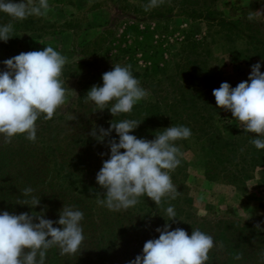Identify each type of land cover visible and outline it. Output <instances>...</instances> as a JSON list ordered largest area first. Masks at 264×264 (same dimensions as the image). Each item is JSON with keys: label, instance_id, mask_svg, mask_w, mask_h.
<instances>
[{"label": "trees", "instance_id": "1", "mask_svg": "<svg viewBox=\"0 0 264 264\" xmlns=\"http://www.w3.org/2000/svg\"><path fill=\"white\" fill-rule=\"evenodd\" d=\"M148 2L92 0L90 9L112 4L121 15L136 22H167L176 16L205 21L210 29H218L229 40L235 41L237 37L245 40L264 58L262 30L242 19L229 18L216 6L217 0H171L145 12L144 5ZM119 22L118 19L97 40L74 48L82 58L67 62L63 77L76 78L79 93L68 112L60 108L51 120H44L41 116L36 122L35 142L18 135L11 143L5 144L0 137V213L31 214L43 209L44 218L53 221L59 219L64 205L84 213L81 225L85 241L80 251L71 256L61 255L54 247L48 250L45 264H128L142 254L147 240L159 237L155 229L165 225L169 206L174 208L178 220L176 223L168 221L170 230L179 227L191 235L193 229H199L214 238L216 247L210 251L206 264H264L262 228L226 220L203 219L183 201L186 185L181 175L188 165L183 155L180 157L181 164L171 173L179 191L175 199L165 197L157 206L150 198L142 196L134 207L118 212L97 203L98 199L104 198V194L96 182V174L103 161L110 157L108 140L118 141L119 137L113 130L101 143L89 133L94 126L108 129L111 122L125 119L141 122L131 134L147 140L155 139L156 133L170 126L190 128L191 137L178 140L175 144L182 153L191 140L200 144L201 161L209 180L224 178L239 186L250 179L257 168L264 167V149H257L250 143L256 138L255 134L246 133V136L236 140L226 137L216 125V118L222 110L217 108L212 94V76L199 59H192L191 68L182 66L178 73L154 82L149 81L150 75L135 71L134 77L147 82L146 87L153 97L138 102L130 113L113 117L108 109L99 111L93 102L86 101L90 88L103 84L102 74L105 71L99 59L103 58L104 46L110 38L121 35ZM8 23L13 24V32L6 43L0 41V71L5 68L4 60L21 52L35 51L33 40L78 27L72 22L59 26L43 16H29L19 21L0 12V25ZM193 44L195 53H199L202 42ZM186 64L190 65V62ZM26 187H31L33 194L40 197V204L34 209L17 204L19 199L24 198L22 190ZM53 226L59 227L56 224ZM237 256L240 259H236Z\"/></svg>", "mask_w": 264, "mask_h": 264}, {"label": "clouds", "instance_id": "2", "mask_svg": "<svg viewBox=\"0 0 264 264\" xmlns=\"http://www.w3.org/2000/svg\"><path fill=\"white\" fill-rule=\"evenodd\" d=\"M166 2L171 0H149L144 11ZM49 10L48 0H0V12L14 20L45 16ZM248 19L253 16L250 14ZM12 32V23L0 25V41L6 43L12 38ZM2 63L5 68L0 71V137L5 144L18 135L35 142L37 120L41 116L51 120L67 102V89L61 79L67 57L46 46L39 51L21 52ZM260 69L261 63L252 65L247 80L236 87L222 82L212 94L217 108L230 112L244 132L255 134L250 143L264 149V73ZM102 81V86L90 88L86 101L93 102L99 111L108 109L113 117L130 113L148 96L134 77L131 65H113L111 71L102 74ZM140 123L125 119L111 122L108 129L94 126L89 133L101 143L113 130L119 137L118 141L108 140L110 157L103 161L96 174V182L104 194L97 203L110 211L134 207L142 196L160 206L165 197L175 199L179 195L171 173L181 164L183 153L175 142L190 138L191 129L170 126L156 133L155 139L147 140L131 134ZM33 192L31 187L24 188V198L17 204L36 208L40 197ZM166 213L165 225L155 229L159 237L147 240L142 254L128 264H206L210 251L216 247L214 238L199 229H193L191 235L179 227L170 230L168 221L178 220L172 206L167 207ZM83 219L81 210L66 205L56 221L44 218L43 209L31 214L3 211L0 213V264H45L48 250L54 247L61 255H75L85 241Z\"/></svg>", "mask_w": 264, "mask_h": 264}, {"label": "rangeland", "instance_id": "3", "mask_svg": "<svg viewBox=\"0 0 264 264\" xmlns=\"http://www.w3.org/2000/svg\"><path fill=\"white\" fill-rule=\"evenodd\" d=\"M48 3L50 10L43 16L45 19L59 26L72 22L78 27L33 40V45L35 51L52 46L67 57V62L82 58L74 48L97 40L119 19L121 35L110 38L104 46L103 58L99 59L105 72L111 71L115 64L131 65L133 75L135 71L148 74L151 76L149 81L154 82L178 73L182 66L191 68L192 59H199L212 76V89L219 88L222 82L236 87L248 79L251 66L256 63H261L260 71L264 73V58L252 46L240 37L235 41L227 39L218 29H210L205 21L176 16L167 22H136L121 15L112 4L91 10L92 0H48ZM216 6L229 18L242 19L264 33V0H217ZM250 14L253 16L251 20L248 19ZM198 42L202 44L198 48L199 53H195L193 43ZM61 79L67 89V102L61 109L68 112L79 93L78 80L64 78L63 75ZM139 81L148 92L146 98H152L147 82ZM216 125L226 137L238 140L246 136L230 112L222 110L216 118ZM183 156L188 162L181 175L186 185L183 201L198 216L240 225L259 224L264 230V167L257 168L250 179L238 186L224 178L209 180L206 177L200 144L195 140L184 148Z\"/></svg>", "mask_w": 264, "mask_h": 264}]
</instances>
